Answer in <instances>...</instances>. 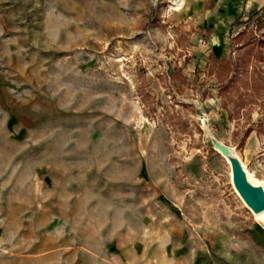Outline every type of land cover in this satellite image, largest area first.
Segmentation results:
<instances>
[{
  "label": "rangeland",
  "instance_id": "rangeland-1",
  "mask_svg": "<svg viewBox=\"0 0 264 264\" xmlns=\"http://www.w3.org/2000/svg\"><path fill=\"white\" fill-rule=\"evenodd\" d=\"M211 138L264 182V0H0V264H264Z\"/></svg>",
  "mask_w": 264,
  "mask_h": 264
},
{
  "label": "water",
  "instance_id": "water-1",
  "mask_svg": "<svg viewBox=\"0 0 264 264\" xmlns=\"http://www.w3.org/2000/svg\"><path fill=\"white\" fill-rule=\"evenodd\" d=\"M213 150L216 151L223 159L228 161L230 167V179L232 186L239 195L243 203L253 213H259L264 210V190L262 187L253 186L248 183L246 173L242 168L239 160L234 157L231 151L217 142L215 139H210Z\"/></svg>",
  "mask_w": 264,
  "mask_h": 264
},
{
  "label": "bare ground",
  "instance_id": "bare-ground-1",
  "mask_svg": "<svg viewBox=\"0 0 264 264\" xmlns=\"http://www.w3.org/2000/svg\"><path fill=\"white\" fill-rule=\"evenodd\" d=\"M202 123H203V122H202ZM202 125H203V124H202ZM229 150L231 151L232 155L238 159V157H237V155L235 154V152H234L232 149H229ZM224 160H225V159H224ZM238 160H239V159H238ZM225 161H226V163H228L227 160H225ZM239 162H240L242 168L244 169V171H245V173H246V178H247L248 183L251 184V185H253V186H259V187H262L263 190H264V185H263L264 182H261V181H259L258 179H256V178H255L250 172L247 171V169L245 168L244 164H243L241 161H239ZM230 175H231V174H230ZM244 205H245V204H244ZM245 206H246V205H245ZM247 208H248V207H247ZM248 209H249V208H248ZM249 210H250V209H249ZM250 211H251V210H250ZM251 212H252V211H251ZM252 216H253V219H254L255 222H257L259 225L264 226V210L261 211V212H259V213H256V214L252 212Z\"/></svg>",
  "mask_w": 264,
  "mask_h": 264
},
{
  "label": "trees",
  "instance_id": "trees-1",
  "mask_svg": "<svg viewBox=\"0 0 264 264\" xmlns=\"http://www.w3.org/2000/svg\"><path fill=\"white\" fill-rule=\"evenodd\" d=\"M241 34H242V33H241ZM249 45H250V43H247V44H246V46H249Z\"/></svg>",
  "mask_w": 264,
  "mask_h": 264
}]
</instances>
